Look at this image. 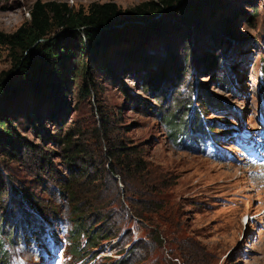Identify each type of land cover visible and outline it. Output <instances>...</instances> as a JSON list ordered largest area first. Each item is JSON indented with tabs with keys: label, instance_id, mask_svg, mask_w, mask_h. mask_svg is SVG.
<instances>
[{
	"label": "rangeland",
	"instance_id": "rangeland-1",
	"mask_svg": "<svg viewBox=\"0 0 264 264\" xmlns=\"http://www.w3.org/2000/svg\"><path fill=\"white\" fill-rule=\"evenodd\" d=\"M38 1L65 3L74 11H86L93 3H114L122 10H132L156 0H0V33L12 34L28 22ZM210 7L213 14H209ZM167 13L156 18L164 29L117 38L99 57L107 68L92 62L76 40L66 43L68 57L59 76L60 95L48 97L47 91L33 94L18 88L14 104H24L27 116H31L28 109L35 112L33 105L46 100L40 106L39 125L32 126L17 115L0 128L3 133L9 127L20 142L14 145L15 150L6 146L3 155L0 153V253L5 251L9 264H114L125 254L129 259L134 255L131 264H183L180 257L168 254L167 241L173 235L193 245L192 250H186L193 259L199 254L209 264H264V163L259 158L264 157V0L207 3L195 23L205 28L192 36L188 30L195 25L193 20L186 26ZM224 21L232 24L231 32L227 31L229 25L222 29ZM185 41L190 42L187 63L183 60ZM14 57L8 47L0 45V85L8 81L23 89ZM221 69L232 75L231 90L217 82ZM193 86L194 96L190 91ZM84 87L90 91L85 99ZM204 94L216 101V108L201 118L214 128L219 144L205 142L206 146L197 150L173 142L158 113L173 114L182 122L188 104L202 111ZM103 122L108 124L104 139L99 134ZM74 131L80 135L76 144L86 151L81 156L87 160L92 155L96 162L87 172L93 177L100 174L99 181L93 177L89 181L71 179L58 138ZM115 140L141 151L148 168L134 184L140 190L152 186L139 203L155 198L162 209L151 210L153 214L148 213L146 220L132 218L130 228L123 226L114 239L99 242L94 250L98 255L90 260L93 254H73L66 240L73 205L78 201L82 218L89 224L103 216L110 215L113 220L118 204L125 208L124 217L133 216L135 204L124 201L119 177L106 175L103 167L96 165ZM70 165L80 168L82 164L76 160ZM87 167L85 164L82 169ZM63 184L74 187L77 201L71 203L59 194ZM159 184L163 188L159 189ZM23 195L41 206L47 236L55 234L56 238L7 242L5 235L21 217H37L36 205L28 207ZM155 226L163 233L162 244H156L151 236ZM105 228L109 236L113 234L111 226ZM83 243L84 239L79 241L81 246ZM132 245L142 247L138 254Z\"/></svg>",
	"mask_w": 264,
	"mask_h": 264
},
{
	"label": "trees",
	"instance_id": "trees-1",
	"mask_svg": "<svg viewBox=\"0 0 264 264\" xmlns=\"http://www.w3.org/2000/svg\"><path fill=\"white\" fill-rule=\"evenodd\" d=\"M216 1L217 0H156L140 4L132 10H122L114 3H93L86 11L82 9L74 11L65 3H42L40 1L34 3L29 12L28 22L24 23L12 34L0 33V45L8 47L9 50L15 54L14 68L17 69L19 75H21V82L24 87L23 89L21 87H13L12 83L8 81L0 85V128L4 127L7 121L15 119L17 115H21V118L25 121H31L30 123L32 126L41 123L39 117L43 114V111L40 106H42L46 99L44 101H39V103L36 102L37 104L33 105V110L35 112L28 109L31 116H27L24 114L26 112L24 111V104H14V100L19 96L18 88H20V91L27 93H29L30 90L33 94H41L40 92L43 93L47 91L46 94L48 97L54 93L59 94L61 86L59 76L65 67L62 63L65 61V58L68 57V49L67 46L64 47V45L71 40H76L81 46V49L88 51L92 58V62L95 63L96 61L98 66L103 67L105 63H103L102 60L100 61L99 57L102 58L101 56L107 53L108 48L117 41V38L121 35L130 33L135 34V32H139L138 35H140L146 29H164V26L157 23L160 21L156 19L158 16H160V19L163 17V11H168L167 15L170 19L174 21L181 20L183 25L187 26L192 20L194 24H197L196 20L199 19L198 15L202 11V8L206 6L207 3H215ZM209 14H213L212 7L209 8ZM164 20L165 21H161L166 23L167 21L165 18ZM196 24L188 30V36H192L191 34H194V32H199L205 28V25H202V23L200 25ZM247 24L251 25L250 22ZM228 25L229 30L227 31L231 32L230 28L232 24L230 22L224 21L221 23L222 29H225V26ZM117 26H122L121 30L117 29ZM139 26L145 27L143 29L141 28V30H137L136 28H139ZM184 27H182V30ZM176 28L178 30L180 29L178 26ZM210 32L213 31L210 30ZM188 43L190 42L185 41L183 43L185 53L183 56L184 63L188 61V48L186 47ZM228 50L229 48L226 49V53ZM106 56L107 55H105V57ZM221 56H223V53L220 57ZM212 57L213 60L217 59L216 56ZM205 59L207 62H213L210 58L207 59V57H205ZM107 65L108 64H105L106 68L108 67ZM87 68L88 66L86 63L84 70L87 71ZM180 71L181 67L176 70L177 73ZM218 73L221 75L216 76L217 82L222 88L231 90L233 81H231L229 76L232 75L227 74L222 69L219 70ZM234 75L235 79H237L235 73ZM91 87H93V85H91ZM81 91L84 99L90 95V91L86 87L82 88ZM190 91L191 95L194 96V86ZM215 108L216 101H212L208 94H204L203 105L201 107L202 111L196 110V107L191 103L190 105L188 104L185 111L181 114L180 120L182 122H179V119L170 113H163L162 115L159 112L158 116L161 122L168 128L169 135L173 142L179 140L180 143H188L189 145L195 144L197 148H199L200 143L197 142L203 140L202 137L205 134V129L208 127L207 124L204 126L203 123L205 117L204 120H202L201 117L206 116L209 109ZM195 110L198 111V113ZM193 111L195 114H192ZM101 127L99 134L104 139V136H106L108 132V124L103 122ZM94 132L98 134L97 129H95ZM208 132L212 135H210V137L215 140L214 128L208 127ZM100 135L98 136L100 137ZM79 136V132L74 131L64 135L63 138H58V143L63 148V156L66 164L69 166L71 179H86L89 181L93 176L90 175L87 170H93V163L95 164L96 162L92 155V157L88 155L87 160L85 157L81 156V154L86 153V151L82 145L76 144V140H78ZM15 139L9 127L6 132L2 133V131H0V153H2V155L6 146L7 148H11L12 151V149L15 150L14 145L17 146L20 144V142ZM11 151H8V153L10 154ZM104 156L103 160L98 161L96 164L97 168L102 166V170L106 175H117L119 177L118 181L122 187L121 192L123 193L122 197L124 201L128 202V204H132V202L135 204L132 208L133 216L124 217L123 212L125 208H123L122 205H116V202H114L113 208L116 205L115 208L117 209H113V220L111 219L112 216L109 215L108 217H100L99 222L89 224L82 218L83 214H81V210L78 207V201L76 199L77 194L74 187H66V185L63 184L61 189H59V194L62 197H66L69 202L74 203V201H77V203L73 205L71 213L72 219L70 220L71 229L67 232L66 240L73 254L79 255L85 251V254H87L85 256L93 254L90 256V260L98 255V253L94 252L99 245L98 243L102 242L103 239L107 241L114 239L117 234L120 233L123 226L125 227L127 225V227L130 228V224L133 222L132 218L139 221L146 220L147 214L152 213L151 210H156L155 212H157L162 209L160 206L161 203H155V198L149 201H142L141 204L139 203V200L143 199L147 190L152 187L146 185L143 190H140L134 185L139 179V174L146 172L148 169L145 167L142 160L141 151H137L136 147L115 140L113 143H109L108 148H105ZM76 160L81 162L82 165L79 166L80 168L70 165L76 163ZM43 162L45 163V160H43ZM104 163L106 164V169L104 168ZM85 164L88 166L87 169H82ZM100 178V174H98V176L94 175L93 180L99 181ZM158 187L161 189L163 185L159 184ZM16 189L17 188L14 187L11 188L12 191H16ZM23 199H26L27 202L24 201L28 204V207L36 205L37 217H21L14 228L5 235L7 242L11 244V240L13 239H17L16 242L19 240L25 241L26 239L32 242H39L43 240V237L56 238L55 234L47 236V230L45 228L47 223L43 219L46 217L41 216V213H43L41 206H38L37 202L29 196L23 195ZM29 218H31V220H29ZM54 218L57 217L55 216ZM100 223H102V225L99 226ZM18 226L19 228H17ZM106 226H111L114 229L112 235H108L109 230L105 228ZM28 228L32 229L29 230ZM159 228L160 227L155 226L156 230L151 232V236L156 244H162L164 240L163 233ZM1 229H3L2 224H0V230ZM82 239H84V243L81 246L79 241ZM167 243L169 246L168 254L171 258L180 257L183 264H192V262L193 264H209L205 262L203 257H200L199 254L196 259L190 257L189 252L186 251L194 248L190 242H180L173 235ZM141 248L142 247L132 245V249H136L135 254H138L137 250ZM127 255L128 254H125L123 258H119L114 264H131L134 260V255L130 257V259L127 258ZM137 258L138 257H136V259ZM1 263L9 264L5 256V251L3 250L0 253V264Z\"/></svg>",
	"mask_w": 264,
	"mask_h": 264
},
{
	"label": "bare ground",
	"instance_id": "bare-ground-1",
	"mask_svg": "<svg viewBox=\"0 0 264 264\" xmlns=\"http://www.w3.org/2000/svg\"><path fill=\"white\" fill-rule=\"evenodd\" d=\"M119 27H120V26H119ZM121 27H122V26H121ZM262 161H263V160H261V162H262ZM251 169H252L253 171H255V169H254V168H252V167H251ZM251 169H250V170H251Z\"/></svg>",
	"mask_w": 264,
	"mask_h": 264
}]
</instances>
